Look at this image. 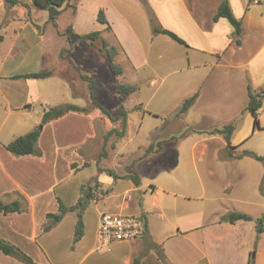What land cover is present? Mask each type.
<instances>
[{
	"label": "rangeland",
	"instance_id": "1",
	"mask_svg": "<svg viewBox=\"0 0 264 264\" xmlns=\"http://www.w3.org/2000/svg\"><path fill=\"white\" fill-rule=\"evenodd\" d=\"M151 1L156 0H70V7L59 16L54 26L49 22L47 11L39 9L31 0H21L23 5L18 4L12 10V18L31 17L39 25L40 29L37 28V31L42 33L46 53L44 66L48 69L57 67L58 50L61 68L53 69L54 74L67 82L66 84L58 78L41 81V103L44 109L68 103L86 105L93 115L102 117L103 121L98 118L95 122L98 139L101 138L96 146L100 149L98 156H105L103 166L115 169L118 173L141 158L145 153L141 147L148 149L157 135L160 136L154 141L151 150L161 149L166 141L170 142L172 147L177 146L176 160L183 166L190 165L193 157L191 150L196 146L194 158L203 159L200 165L218 166L227 170L224 173L227 175L226 180L207 181L209 197L214 196V185L222 188L225 182H231L228 195L233 201L226 207H221L222 210L248 214L256 228V221L264 217V194L260 189L261 183H264V163L247 157H230L229 151L234 155L251 151L264 156V100L258 115L260 128L255 127V117L246 110L249 101L248 87L254 93L264 90V0H229L235 16L242 22V46L238 48L233 42L229 47L232 41L228 34L233 29L228 23H224L220 26L219 37L214 39V56L211 55L213 47L208 39L196 40L191 29L184 25L183 16H192L199 32H204L203 27H211L213 15L221 0H176L172 2L176 12L165 11L164 14L161 8L156 13ZM159 1L162 3V0ZM3 5L5 0H0V6ZM78 5L81 8V21L77 26L74 25L77 32L85 34L101 31L100 40L107 41L110 47L117 50L115 62L123 69L121 76L110 73L103 54L99 52L100 41L91 46L90 41H81L75 36L69 40L66 31L73 26V16ZM99 10L105 12L112 30H106L98 23ZM178 11L182 13L180 18ZM152 18L159 27H172L176 34L186 36L182 35L188 41L189 48L179 45L168 36L155 34ZM5 23H8V19ZM15 25L13 23L10 26L6 24L3 29L1 27V34L10 33ZM32 29L28 27L24 34L33 33ZM118 37L127 46L130 57L134 59L132 61L141 62L137 71L124 60ZM219 51L221 52L217 55L216 52ZM220 54L223 56L218 59ZM83 76L88 79L84 80ZM92 82L93 100L89 89ZM119 84L135 85L138 90L133 95H120L115 89ZM198 91L199 98L189 113L179 116L184 101ZM72 92L79 98L73 99ZM93 101L105 108L113 118L123 110L128 111L129 124L123 140L113 135L107 142L104 141L107 129H116L117 132L122 130L121 119L112 122ZM41 109L38 106L34 108L32 115H28L30 120L25 121L26 128L35 127V120H41ZM142 116L143 127L139 128ZM228 124L235 126L230 149L223 136L208 133ZM70 128V122L50 125L41 135V149L48 154L49 163L53 161L51 150L56 145L54 137L58 138L60 145L72 144L79 138L74 131L76 127ZM201 151H205L203 156ZM171 159L174 162V158ZM57 167L56 175L66 178V164L61 161ZM35 170L32 175L39 179L37 182L46 190V182H52L46 174L49 169L37 166ZM43 195L49 196L48 192ZM199 204L206 215L205 222L212 220L214 200H204ZM48 207L49 203H45L41 211ZM258 250L264 251V233L256 231L252 257L253 254L255 257ZM31 254H34L32 258L38 260L37 264H41L38 255ZM0 264L26 263L18 262L0 252Z\"/></svg>",
	"mask_w": 264,
	"mask_h": 264
},
{
	"label": "crops",
	"instance_id": "2",
	"mask_svg": "<svg viewBox=\"0 0 264 264\" xmlns=\"http://www.w3.org/2000/svg\"><path fill=\"white\" fill-rule=\"evenodd\" d=\"M173 1L176 0L151 2L156 13L161 8L164 14L165 11L176 12ZM80 5L73 16L72 27L76 34H80L75 28L81 21ZM15 7L8 8L6 4L0 6L2 29L6 24L9 26L16 24L10 33L2 34L4 40L0 44V201L7 204L19 201L22 210L20 213L6 216L0 212V238L21 249L33 260V264H37L38 260L32 258L34 254L31 253L38 255L41 264H133L139 257H143L140 264H248L255 242L256 228L252 222L239 221L235 224L222 222L221 219L229 213L238 212H229L221 208L233 201L228 195L231 182H225L222 188L214 185V196L210 198L207 181L226 180L227 175L224 173L227 170L224 171L218 166L200 165L203 159L194 158L197 153L196 146L191 150L193 157L190 165L183 166L176 160L177 146L172 147L170 142L166 141L161 149H149L159 138L160 135H157L148 149L141 147L145 152L141 158L118 173L115 169L103 166L105 156H98L100 149L96 146L101 138L98 139L95 122L98 118L102 120V117L95 116L89 111L87 114L68 113L43 127L41 135L50 125L70 122L71 128L76 127L74 131L79 136L69 145H60L58 138L54 137L56 145L51 150L52 162H48V154L41 149V135L37 142L41 157L34 155L15 157L8 152L6 146L10 142L41 124L44 107L39 91L40 82L58 78L67 84L55 74L43 80L13 78L41 71L54 72L53 69L61 68L58 50L57 67L48 69L44 66L46 53L42 33L37 31V28L40 29L39 25L31 17L12 18L11 13ZM178 14L180 18L182 13L178 11ZM183 18L184 25L191 29V34L196 40L208 39L213 47V53L209 54L214 56V39L219 37L220 26L228 22L220 19L216 23L212 22L208 29L203 27L204 32H199L192 16ZM7 19L8 23H5ZM28 27L33 28V33L24 34ZM170 29L175 31L172 27ZM231 32L228 34L229 37ZM178 34L183 39L184 35ZM190 38L193 40V36ZM186 42L188 44V41ZM232 43L233 41L229 43V47ZM119 44L124 60L132 64L133 69L137 71L141 62L132 61L134 59L130 57L122 40ZM221 56L223 55L220 54L218 59L222 58ZM72 96L73 99L79 98L75 97L73 92ZM38 106L42 107L41 120H35L34 123H37L35 127L26 128L25 121L30 120L28 115H32L34 108ZM143 118V116L140 118L139 128L143 127ZM128 124L129 120L127 127ZM204 153L205 151H201V156ZM171 157L174 158V162L170 161ZM61 161L68 169L66 178H59L56 175L58 162ZM37 166L49 169L46 174L52 182H46L48 183L46 190L37 182L39 179L32 175ZM108 171L119 178H115ZM133 173L140 179L139 186H136L129 177ZM95 183L99 184V188L95 191V199L84 212V230L80 240L74 242L77 224L75 212L67 213L60 223L49 231H44L49 222L47 214L58 213L59 201L70 208L79 201L81 187ZM45 192H48L49 196L44 197ZM209 199L214 200V209L211 211L214 218L205 222L206 215L199 203ZM45 203H49V207L41 211ZM103 213L140 216L147 223V232L136 241L99 248L98 229ZM255 259L256 264H264V251H256Z\"/></svg>",
	"mask_w": 264,
	"mask_h": 264
},
{
	"label": "trees",
	"instance_id": "3",
	"mask_svg": "<svg viewBox=\"0 0 264 264\" xmlns=\"http://www.w3.org/2000/svg\"><path fill=\"white\" fill-rule=\"evenodd\" d=\"M34 5H36L39 9L45 10L48 12L49 15V22L52 25H56L57 20L59 16L62 14V12L70 7V0H31ZM254 0H250V2H253ZM5 4L8 8H12L14 6H17L18 4L23 5L21 0H5ZM220 19H225L228 24L232 27L233 31L231 34V39L234 42L236 47H241L242 46V41H241V36L243 33V27H242V22L239 20L230 5L229 0H221L220 5L216 11V14L213 17V22L216 23ZM154 21V28L153 32L155 34H161L168 36L171 40L174 42L178 43L179 45L185 46L189 48V45L187 42L182 39L180 36H178L176 33H174L171 30L165 29L163 27H159L157 25V21L152 18ZM97 21L99 24L104 25L106 30H112L111 25L109 24V21L105 15V12L103 10H99L98 15H97ZM0 31H1V24H0ZM66 34L68 37H70L69 40H71L72 36L78 37L81 41H90V45H94L97 41H100L101 47H99V52H101L104 58V61L110 71V73L114 76H121L123 74V69L120 65H118L115 62V57L117 56V50L115 47H110L109 43L105 40H100V35L101 31H92L90 33L86 34H76L73 30V27H69L66 31ZM4 36L0 32V44L3 42ZM54 75L53 71H41V72H36V73H29V74H24V75H19L13 77L14 79H35V80H43L50 78ZM84 80H87L88 78L86 76H83ZM93 82L90 85V96L91 99H94L93 95ZM116 93L124 96H129L137 92L138 88L135 85H122L119 84L116 86ZM75 97H77L74 94ZM199 96V93H195L193 96L190 98L186 99L183 103V106L181 107L178 115L183 116L187 114V112L190 110V108L193 106L195 101L197 100ZM248 105L246 107V110L249 111L254 117V125L255 127H259V120H258V115L260 110L263 107V100H264V90L260 93H254L251 89V87H248ZM93 104L98 106V109L102 111L104 115H106L112 122H116L117 120L121 119L122 123V130L120 132H117L116 129L110 130L104 137V141L107 142L109 138L113 135H116L118 138H123L126 134V129H127V118H128V112L126 110H123L119 113V115L115 118H113L110 113L103 108L101 105H98L97 102L93 101ZM90 108L87 107H79L75 104H63L59 106H52V107H45L43 116H42V121L39 126H37L34 130L28 132L27 134L20 136L10 142L7 146L6 149L8 152H10L11 155L15 157H21V156H29V155H34L41 157L42 153L37 147V142L40 138L41 132L43 127L54 121L57 120L63 116H65L68 113H84L87 114L89 112ZM235 131V126L233 124H228L224 126L222 129H216L211 132H208L209 134L212 135H220L223 136L225 141L227 142V148H231V137ZM150 147L149 149H151ZM229 156L230 157H236L237 159H243L245 157L251 158L259 163H264V156H259L255 154L254 152L251 151H244L242 154L239 155H234L231 151H229ZM87 165V164H86ZM109 174L112 176H115V178H119L117 175H114L113 172L108 171ZM132 181L135 183L136 186L140 185V179L136 174H132L129 176ZM99 188V184L95 183L94 185L92 184H86L83 185L80 189L81 196L79 198V201L77 202L76 205L67 208L64 206V204L59 201V209L58 213H50L47 214V219H48V224L44 227V231H49L52 227L57 225L62 221L64 216L69 213V212H75L77 215V224H76V230H75V238L74 242H77L80 240V238L83 235V230H84V224H83V215L85 210L88 208L90 203L95 199V191ZM261 192L264 194V183H261L260 186ZM21 203L19 201H14L12 203H3L0 201V212L3 215H9L12 213H20L21 212ZM222 222H227L230 224H235L236 222L239 221H245V222H252L253 219L251 216L248 214L244 213H238V212H233L229 213L225 217H223ZM264 217H261L256 221V231L257 233H264ZM0 251L9 257H13L21 262H24L26 264H33V260L26 254L24 253L21 249L18 247L7 243L4 241L2 238H0ZM143 257H139L134 260L133 264H140L141 260ZM248 264H256L255 263V257L252 255L250 256V259L248 261Z\"/></svg>",
	"mask_w": 264,
	"mask_h": 264
},
{
	"label": "built area",
	"instance_id": "4",
	"mask_svg": "<svg viewBox=\"0 0 264 264\" xmlns=\"http://www.w3.org/2000/svg\"><path fill=\"white\" fill-rule=\"evenodd\" d=\"M146 232L147 223L140 216L103 213L98 229V247L109 248L115 243L136 241Z\"/></svg>",
	"mask_w": 264,
	"mask_h": 264
},
{
	"label": "water",
	"instance_id": "5",
	"mask_svg": "<svg viewBox=\"0 0 264 264\" xmlns=\"http://www.w3.org/2000/svg\"><path fill=\"white\" fill-rule=\"evenodd\" d=\"M253 256H254V254H253Z\"/></svg>",
	"mask_w": 264,
	"mask_h": 264
}]
</instances>
